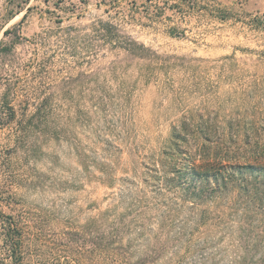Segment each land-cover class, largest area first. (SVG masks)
<instances>
[{
    "label": "rangeland",
    "instance_id": "obj_1",
    "mask_svg": "<svg viewBox=\"0 0 264 264\" xmlns=\"http://www.w3.org/2000/svg\"><path fill=\"white\" fill-rule=\"evenodd\" d=\"M0 43L26 264H264V194L200 199L179 173L260 163L264 0H0Z\"/></svg>",
    "mask_w": 264,
    "mask_h": 264
},
{
    "label": "trees",
    "instance_id": "obj_2",
    "mask_svg": "<svg viewBox=\"0 0 264 264\" xmlns=\"http://www.w3.org/2000/svg\"><path fill=\"white\" fill-rule=\"evenodd\" d=\"M9 31H6L8 33ZM2 43H0L1 52ZM14 93L7 89L3 96H0V131L2 128L11 127L12 123L17 119V110L14 101L10 97ZM30 124V120L20 121V131L15 135L20 140L21 133L25 131ZM264 133V131H263ZM264 139V137H263ZM263 141V140H262ZM260 143V142H258ZM216 152H219L217 150ZM263 150L253 149L255 160L260 163H250L252 155L244 157L246 162L242 163L229 157L228 153L224 156L210 157L209 155L202 156L200 164H192L183 166L179 169V173H183L186 182L192 183V192L197 198H202L205 193H209L207 197H215L218 194L230 193L236 191L247 196H257L264 194V164L261 163ZM175 157L174 155H172ZM197 160V159H196ZM257 162V161H256ZM207 167L203 169L202 166ZM6 168V165H3ZM2 171H0V198L5 194V183L2 179ZM189 176V178H188ZM187 177V178H186ZM186 189V188H185ZM206 196V195H205ZM0 199V202L2 201ZM25 229L20 218L13 214L6 213L0 207V264H26L25 251Z\"/></svg>",
    "mask_w": 264,
    "mask_h": 264
}]
</instances>
